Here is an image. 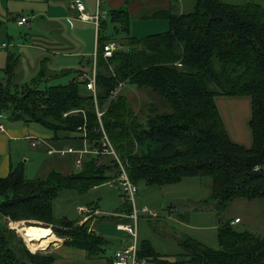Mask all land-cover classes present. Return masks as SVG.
I'll return each mask as SVG.
<instances>
[{
    "label": "trees",
    "instance_id": "obj_1",
    "mask_svg": "<svg viewBox=\"0 0 264 264\" xmlns=\"http://www.w3.org/2000/svg\"><path fill=\"white\" fill-rule=\"evenodd\" d=\"M158 15L168 21V31L142 38L131 36L125 10L110 11L100 19L95 95L86 89L85 80L80 81L83 72L65 85H50L43 72L17 84L14 73L19 61L9 52L0 76V116L36 124L53 140L75 142L73 147L79 150L81 141L101 144L102 126L135 186L161 187L185 178L210 180L206 196L194 205L216 213L218 250L184 237L179 241L182 254L170 260L144 241L138 261L264 264V235L233 225L226 217L235 201L264 199V7L250 1L194 0L193 10L186 14L168 10ZM111 43L116 49L105 59L104 47ZM128 86L153 97L145 116L134 113L122 95ZM222 96L250 99V148L231 140L215 102ZM97 113H102L100 119ZM81 166L78 175L52 171L30 180L22 164L13 165L0 179V264L54 263L55 255L31 253L8 227V222L12 226L35 215L44 221L42 228L50 227L58 238H70L65 244L85 249L89 258L104 255L107 241L89 232V220L80 225V220L57 219L53 213L61 191L84 194L117 179L115 162L101 156H85ZM127 209L131 212L130 205Z\"/></svg>",
    "mask_w": 264,
    "mask_h": 264
},
{
    "label": "crops",
    "instance_id": "obj_2",
    "mask_svg": "<svg viewBox=\"0 0 264 264\" xmlns=\"http://www.w3.org/2000/svg\"><path fill=\"white\" fill-rule=\"evenodd\" d=\"M74 1L0 0V46L6 45L5 48L0 49V76L3 74L2 70L6 65L9 52L13 53L19 61L14 73V82L17 84L29 82L37 77L40 72L44 73V77L50 85H65L76 78L78 73L83 72V77L88 74L91 68L90 63L93 62L94 55L97 53L98 28L92 21L82 22L79 20V12L72 5ZM79 1L84 4V13L89 17H95L97 13H100V15H104L102 19H106L107 13L110 11L125 10L131 20L130 34L135 38L168 31V21L156 17L164 11L171 10L176 15L188 13L185 10L183 0ZM22 18H25L26 22L23 25H18ZM111 30L112 27L109 29V34L112 33ZM68 71H73L75 74L72 72L70 75L57 78L60 74ZM83 77L80 78V81L84 80ZM216 101L217 99H215ZM229 102L227 99L221 100L222 108L225 109ZM248 102L249 116L247 113L244 117L242 115L234 116L232 123L246 124L249 131L248 121L251 117L249 98ZM216 105L217 108H220L218 102ZM246 116L247 121L244 122ZM221 118L230 136L228 123L226 125V120L222 115ZM0 126L3 127V131L0 130V179L7 177L11 166L19 160L24 159V164L29 162L24 154V151L29 150L26 142L32 149L42 148L45 151V156L38 153V157L32 158L38 163L35 165L34 177L30 180L44 178L52 171L70 175L72 174V166L74 163L76 165L77 160H80L82 165L83 160L80 154L62 158L57 154H49L52 150L76 149L73 147L75 142L55 141L49 131L36 127L38 125L27 126L19 122H9L6 116L0 118ZM233 133L237 134L235 131ZM249 135L250 142L248 145L235 142L231 136L230 138L233 142L250 148L252 144L250 131ZM83 145L84 142L81 141V148ZM21 164L23 162L18 165ZM37 171L40 174L39 177L36 176ZM209 183L210 180L207 178H185L177 184L161 186L159 195L163 203L165 202V209L161 214L155 212L153 208H149L147 204L138 202L137 208H147L156 215L155 217L148 214L140 216L137 223L138 247L142 242L148 241L156 253L173 260L183 252L179 241L184 237H189L213 250H218L217 233L220 222L216 213L211 208L204 206L195 208L194 206V203L206 196ZM114 184H118V182L114 180L91 190L97 191L104 187H112ZM142 185L144 183L137 186V193ZM88 203L80 204L77 208L90 207L89 205H91L93 210H101L100 201L93 199ZM124 203L120 192L118 208L112 209L111 207L109 212L103 211L104 215L107 216L106 218L102 215L103 217L93 216L89 219V229L95 234L111 235L115 232L118 233L112 245L114 249L110 255L104 254L100 257L89 258L85 249L65 244V241H70V238L54 237L55 240L47 252L57 257L53 264H112L115 251L130 244L129 235L119 227V223L127 221L123 217L129 213L127 212L128 204L123 205ZM226 217L232 222L239 219V223L233 225L250 228L254 226L262 228L264 231V199L235 201L229 208ZM84 222L81 220L79 224ZM101 237L103 238V236ZM103 239L107 241L104 247L105 251L107 246L112 244V241L105 237ZM147 264L155 263L148 262Z\"/></svg>",
    "mask_w": 264,
    "mask_h": 264
},
{
    "label": "rangeland",
    "instance_id": "obj_3",
    "mask_svg": "<svg viewBox=\"0 0 264 264\" xmlns=\"http://www.w3.org/2000/svg\"><path fill=\"white\" fill-rule=\"evenodd\" d=\"M183 1H184L183 3L185 4V10H187L188 12L193 10L194 0H183ZM222 1H224L226 3H233V4H240L243 2L250 1V2H254V3H259L264 7V0H222ZM109 29L110 28H108L105 31V33L107 35H109V33H110ZM117 39L121 40L120 34H117ZM122 91H123L122 95L125 98H127V100L129 101V104L131 106V109L134 111V113H140L144 116L146 113H149L147 106L149 105L150 102H153V97L147 91L139 90L133 86L125 87ZM216 99H217L216 102H218L219 106H220V108L218 107L219 111H220L222 117L226 120V125L228 123L229 133H230L231 138L235 142L242 143L244 145H248L250 142V135H249V131L247 129V125L246 124L243 125L240 122L238 124L232 123V122H234V119H233L234 116L238 117L239 115H242L244 117L245 113H247L249 116L250 110H249L248 98H246V97H223L222 96V97H218ZM226 99H227V101H230V102H229V104L226 105L225 109H223L222 105H221V100H226ZM228 99H230V100H228ZM246 118H247V116L245 117L244 122L247 121ZM36 127H40V126H36ZM233 131H235L237 134H234ZM26 143L28 145L29 150L24 151V154L29 159V162L24 164V161H23L24 159H23L22 161L19 160L18 162H16L15 165L17 166L19 163L23 162L22 166H23L24 176L27 179H31L34 177L35 165L38 163L37 161L35 162L32 158L38 157V153H42V156H45V151L40 147L39 148L42 150L32 149L29 147L28 142H26ZM60 158H62V157H60ZM81 159L84 160L85 157H82ZM122 164L124 165V162H122ZM116 168H118L117 164H116ZM256 168H259V167H256ZM81 172H82V166H77L74 163V165L72 166V174L78 175ZM116 172H117V169H116ZM36 174H37L36 176L39 177L40 174L38 171ZM159 189H160L159 186L142 185L141 189L136 194V204L138 202H140L142 204H147V206H149V208H153V210H155V212L161 214L162 211L165 209V202L163 203V201L159 195L160 194ZM93 199L100 201V206H101L102 212L103 211L109 212V210H111V207H112V209L118 208V203L120 200V192H119L118 184H114L112 187H104V188H101L97 191L89 190V191H87V193H84V194H78L77 192H72V191H61L59 193V195L57 196V198L53 202L54 216L57 219L67 217V218H69V220H71L75 223H76V221L79 222V219L81 217H84L87 214H83V216H82L79 213V207L77 208V206L80 204H84V205L89 204L88 202H90ZM89 206L90 207L86 206V207H80V208H86V209L93 210V207H91V205H89ZM108 214H110V213H108ZM99 217H101V216H99ZM108 217H111V216H108ZM81 220H82V218L80 219V222H81ZM11 223L12 222H8V227L13 226V225L11 226ZM14 223H18V225H40V226L45 225L44 221L38 215L32 216V217L28 218L27 220H24L21 222H14ZM119 225H120V223H119ZM238 226L242 227L241 225H238ZM46 228L49 230V233H51L53 235L51 228L50 227H46ZM258 228L253 226L250 228V230L256 235L263 236L264 231L262 230V228H259V229ZM13 230H15V229H13ZM97 230H98V228H97ZM90 231H92V230L90 229ZM98 234H100V233H98ZM100 235L103 236V238L105 237L108 240L112 241V244L108 245L106 250L104 251V254L106 256H108L111 254V252L114 249V246H112V245L115 242L116 235H118V233L115 232V233H112L111 235H102V234H100ZM54 237H56V236H54ZM110 238H113V239H110ZM50 242H51V239H50ZM50 242H49V244H50ZM49 249H47L44 252H42V251H40V252L47 253L49 251Z\"/></svg>",
    "mask_w": 264,
    "mask_h": 264
},
{
    "label": "built area",
    "instance_id": "obj_4",
    "mask_svg": "<svg viewBox=\"0 0 264 264\" xmlns=\"http://www.w3.org/2000/svg\"><path fill=\"white\" fill-rule=\"evenodd\" d=\"M73 7L79 12V20L82 22L85 21H92L96 28L99 26V21L101 18H104V15H100V13L96 14L95 17H89L85 12V6L82 2L79 0H75L72 3ZM26 22L25 18H22L18 25H23ZM6 45L3 44L0 46V49L5 48ZM116 49V45L114 43L108 44L104 47V54L103 57L105 59H108L112 56L113 51ZM96 54L94 55V59L92 62V66L90 68V71L88 74H85L83 79L86 81V89L90 91L93 95L96 93ZM102 113H97V117L100 119ZM2 116H0L1 118ZM101 130L103 133V139L99 146H91L84 141L83 148L80 150H76L73 148H67L64 150H58V151H50L49 154H57L60 157H65L68 155L73 154H80L82 157L84 156H101L102 159H109L112 162H115L118 166L117 168V179L120 192L122 195L123 201L130 205L131 212L128 213V215L124 216L127 221L121 222L119 227L120 229L129 235L130 237V244L127 247H124L122 249H119L115 251L113 255V261L112 264H147L146 260L138 261L137 259V253L139 250L138 244H137V223L139 221V218L141 215L148 214L151 217H155L156 215L149 211L147 208H137L136 204V194H137V186H135L127 172H126V164H122L123 161L117 156L116 151L114 150L113 146L111 145L109 139L104 134V131ZM0 130L3 131V127L0 126ZM78 130H81V128H78ZM84 130V129H83ZM85 136V134H84ZM77 166H81L80 160L76 161ZM258 170V168H256ZM79 213L81 215L87 214L82 218V221H87L93 216H106L103 212L97 211V210H90L86 208H79ZM112 215V214H111ZM102 216V217H103ZM121 217L120 215H114ZM239 223V219H235L232 224ZM89 232L90 231L89 229ZM28 248V247H27ZM30 251V250H29ZM31 252V251H30ZM32 253V252H31Z\"/></svg>",
    "mask_w": 264,
    "mask_h": 264
},
{
    "label": "bare ground",
    "instance_id": "obj_5",
    "mask_svg": "<svg viewBox=\"0 0 264 264\" xmlns=\"http://www.w3.org/2000/svg\"><path fill=\"white\" fill-rule=\"evenodd\" d=\"M12 225V228L17 231L32 253L44 252L49 249L51 234L46 227L41 228L42 226L40 225H18V223H13Z\"/></svg>",
    "mask_w": 264,
    "mask_h": 264
},
{
    "label": "water",
    "instance_id": "obj_6",
    "mask_svg": "<svg viewBox=\"0 0 264 264\" xmlns=\"http://www.w3.org/2000/svg\"><path fill=\"white\" fill-rule=\"evenodd\" d=\"M11 228V227H10ZM13 229V228H12ZM16 233H17V231H16ZM18 234V233H17ZM19 235V234H18Z\"/></svg>",
    "mask_w": 264,
    "mask_h": 264
}]
</instances>
